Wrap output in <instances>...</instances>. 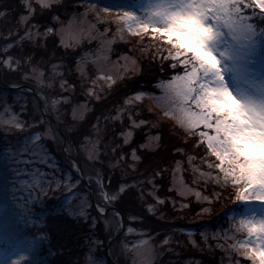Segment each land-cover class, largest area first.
Returning <instances> with one entry per match:
<instances>
[{"label":"trees","instance_id":"trees-1","mask_svg":"<svg viewBox=\"0 0 264 264\" xmlns=\"http://www.w3.org/2000/svg\"><path fill=\"white\" fill-rule=\"evenodd\" d=\"M89 1L73 0L69 8L52 13L57 17L53 21L47 15L50 9H42L36 0H31L35 19L30 18V22L47 24L59 32L55 36V48L49 51L47 63L42 68L49 73L51 65L55 64V72L64 73L63 78L67 80V85L72 86V90L63 95L70 96L72 102L59 104L53 111L51 99L59 95V77L53 88L47 87L50 81L45 79L37 93L32 91L27 95L29 113L34 105L41 109V95L49 98V111L44 118L62 140L64 137L67 139L70 155L63 151V145H58L45 135L39 140L34 139L37 131L45 132V127L29 129L27 132L12 127L18 121L27 127L33 122V117L29 113L21 115L18 105L11 106L12 99L19 94L17 88L8 89L0 84V98L9 101L8 105L0 106V206L4 209L0 215V257L6 256L20 239L33 237L42 240L38 255L43 258V264H114L107 255L106 247L108 241L116 236L109 251L117 264H133L132 251L128 261L116 254V244L124 239L131 247L142 240L154 246L156 259L153 264H230L231 254L225 251L230 246L227 234L239 225L241 216L251 206L236 201L235 189L230 183L224 184L222 173L215 167L219 161L208 151L205 139L199 135L202 131L211 130L200 126L189 134L171 119L161 118L160 112L147 105V101H129L137 93L158 94L161 85L183 74L179 58L173 61L168 51L170 45L150 34L141 38L132 37L116 44L115 55L125 53L134 56L139 71L115 80L111 85L102 82L98 79L97 68L85 58L86 52L98 45L97 41L64 46L60 37L61 27L75 14L86 9ZM2 2L16 11L6 18L0 17V53L5 58L9 55L16 58L19 56L17 48L4 53L3 47L6 43H15L18 35L23 34L26 25L19 23V17L28 15V12L21 0ZM245 13L251 15L248 10ZM251 20L256 30L260 31V44L264 52V19L253 16ZM9 30L18 32V35L8 37ZM51 40L52 37H49ZM165 56H168L167 60L163 59ZM39 59L37 56L36 60ZM172 63H177L178 71L171 69ZM162 66L164 71L160 70ZM78 68L83 71V76ZM26 71L27 67L17 72L14 66L12 72L5 70L1 74L8 85H27L37 89L34 82L21 79ZM82 102H86L89 109L84 117H76L73 109L77 110ZM41 103L43 109V100ZM52 118L59 123L60 129L52 122ZM98 120L101 128L99 136L92 129ZM131 120L138 123V127H133ZM141 121L144 123L141 124ZM69 128L71 131H68ZM129 128L133 132L129 144H124V136L120 133ZM150 136H157V145L154 147L146 145ZM85 137L99 139L100 152L108 153V157L101 156L105 161L102 169L104 182L107 184L109 175L112 177V183L106 188L108 192L121 182L132 184L166 169L162 180L157 178L159 188L155 190V198L147 194L153 191L151 184H138L134 191L144 193L143 201L135 199L129 202L127 197L118 199L105 205L107 211L100 216L96 206L98 203L103 204V201L99 198L95 181L92 182L93 199L88 182L69 165V159L79 161L86 177V172L92 171L81 155L82 146L87 140ZM117 145L122 147L112 153L111 149ZM133 149H136L139 157L135 161ZM121 153L124 159L119 166L108 169L109 157L115 163ZM21 159L29 162L21 164ZM52 162L57 165L54 176L48 167ZM129 165H134L135 170ZM95 166L100 167L99 164ZM204 171L213 175L208 177ZM178 173L207 199H198L196 193L187 196L179 193L174 182ZM92 174L95 176V173ZM216 177L221 178L220 183L216 182ZM49 181H53L50 189ZM158 200L164 203L159 204ZM148 205L153 206L152 212L147 210ZM113 208L117 209L115 212L119 213L118 216L114 215ZM120 214L125 219L121 227ZM93 217H96L95 227L92 226ZM118 226L120 228L116 233ZM165 239L169 240L167 245L163 244ZM236 259L248 264L243 257L237 256Z\"/></svg>","mask_w":264,"mask_h":264},{"label":"snow or ice","instance_id":"snow-or-ice-1","mask_svg":"<svg viewBox=\"0 0 264 264\" xmlns=\"http://www.w3.org/2000/svg\"><path fill=\"white\" fill-rule=\"evenodd\" d=\"M36 2L42 9L51 10L47 15L51 16L53 21L57 20V17L52 13L67 9L73 4V0H36ZM21 3L28 12V15L19 17V23L26 25L24 32L18 35V32L9 30L8 37L18 35V39L15 43H6L3 47L4 53L17 48L19 56L13 58L9 55L7 58H0V72L5 70L12 72L14 66L19 72L27 67L21 79L37 85V89L14 85L19 94L12 99L11 106L18 105L21 115L29 113L28 93L37 91L40 86L44 85L45 79L50 81L47 87L53 88L59 77V95L51 99V107L55 111L59 104H71L72 102L70 96L63 95L72 90V86L67 85V80L63 78L64 73L55 72V64L51 65L52 70L49 73L42 68L47 63L46 58L49 51L55 48V36L59 32L54 31V28L47 24L31 23L30 18L35 19L31 0H21ZM0 8H6V10H0V17L5 18L16 11L4 5L2 0H0ZM246 10L250 11L252 16L264 19V0H151L150 10L146 17L125 12L119 19L123 20L128 27L132 24L139 25L145 32L148 31L149 25H152L151 32L154 38L161 39L166 45H170L168 51L171 59L176 61L179 58V65L183 66L185 75L173 77V80L179 79L184 82V85L183 87H172L171 91L181 99H193L199 109L198 112L181 109V123L189 134L193 133L197 124H202L205 129L212 131L211 135L207 131H202L199 135L205 138L208 151L219 161L215 167L222 173L224 184L230 183L235 189L236 201L251 206L249 209L251 215L241 219L235 229L237 233L246 232V238L239 241L238 245L233 244L225 249L231 254L230 264H239L237 256L246 257L252 261V264H264V96L241 94L238 98L234 95L224 82L221 67L224 52L214 46L222 38H227L225 27L235 44L242 46L250 40L255 25L249 22L251 17L245 15ZM49 37H52L51 41ZM37 56L40 57L39 60H36ZM237 56L238 53L233 56L234 63ZM163 59L167 60L168 56ZM171 69L178 71L177 63H172ZM77 70L81 71L83 76V71L79 68ZM160 70L164 71V66ZM193 93H195L194 96ZM89 94H91L90 90ZM40 99L44 102L43 109L34 105L29 113L33 117V122L25 127L23 122L18 121L12 127L25 132L29 129L36 130L39 127H45V132L37 131L34 139L39 140L42 135H47L58 145H63L64 140L44 118L49 111V98L41 95ZM8 104L7 99L0 98V106ZM57 119L59 120V117ZM114 119H119V117ZM143 123L144 121H141V124ZM133 127L138 126L133 123ZM92 129L97 136L100 135L99 120L92 126ZM68 131L71 129L69 128ZM120 135L124 136V144H129L132 133L130 131L121 132ZM99 146L100 140L97 139L92 145L88 161L92 165L99 164L100 167L95 169V176L89 175L86 179L88 186L92 185L93 180L95 181V188L99 198L103 201V204L98 203L96 206V211L100 216H103L106 211L105 205L118 199L122 200L127 197L129 202L135 199L143 201L144 193L141 191L138 194L134 191L138 184H151L153 191L147 194L155 198V190L159 188L157 178L162 180L166 169L157 171L146 179L136 180L132 184L121 182L117 188L108 192L106 188L112 183V177L109 175L108 183L104 182L102 169L105 161L101 158L102 155L108 157V153L102 154ZM121 147L117 145L112 148V153H116ZM141 147L144 146L141 145ZM63 151L70 155L68 147H64ZM132 157L134 161L139 159L136 149H133ZM123 159V153L115 163H112V157H109L108 169H115ZM28 162V160H20L21 164ZM43 162L47 163V160ZM69 165L81 176L84 175L83 169L76 160L69 159ZM48 167L52 169L54 176L57 170L55 162L49 163ZM129 167L135 170L134 165H129ZM211 167L212 165L209 164V168ZM220 180V177L216 178L217 183H220ZM52 182L49 181V189ZM79 183L80 181L77 180V184ZM57 187H59L58 183ZM196 195L199 199L200 193ZM157 202L164 203L163 200ZM147 210L152 212L153 206L148 205ZM204 211L207 212L208 209ZM114 215L118 216L119 213L114 210ZM131 219L134 220L136 217ZM95 224L96 217H93L92 226L95 227ZM96 243L98 244L99 241ZM168 243V239L163 241L164 245ZM217 247L223 246L217 245Z\"/></svg>","mask_w":264,"mask_h":264},{"label":"rangeland","instance_id":"rangeland-1","mask_svg":"<svg viewBox=\"0 0 264 264\" xmlns=\"http://www.w3.org/2000/svg\"><path fill=\"white\" fill-rule=\"evenodd\" d=\"M150 4L151 0H90L86 9L81 11V13L75 14L67 24L61 27V42L64 46H79L85 42L97 41L98 45L94 50H88L85 54V58L88 59L87 61H91L97 68L99 72L98 79L111 85L115 80L123 79L127 75L139 71V64L134 56L125 53L115 55L117 52L116 44L132 37L141 38L145 34L153 36L151 32L152 25H149L148 31L145 32L141 26L136 24H132L131 27L126 26L125 22L119 19V17H122L125 12H130L140 17H146L150 10ZM115 5L120 6L116 7ZM105 8H107V10H105ZM245 15L250 16L251 19L253 18L250 14L245 13ZM251 19L249 20L250 23H252ZM224 31L227 38H222V40L218 41L214 46L224 52V56L221 58V67L223 69L226 86H228L238 98L241 94H248L256 97L264 96V65H262L264 64V52L260 44V31L258 32L254 26L250 40L242 46L235 44L231 40V34H228L227 27L224 28ZM235 53H238V56L234 63L233 56ZM184 75L185 73L175 77H182ZM183 85V81L179 79L174 81L172 79L160 86V92L158 94L137 93L132 96L129 101L133 103L142 102L143 100L147 101V105L160 112L161 118L171 119L178 127L186 131L184 125L181 123V109L191 112H198L199 109L193 102V99H181L171 91L172 87H183ZM193 87H195V85H193ZM27 88H29V86ZM34 93L37 92L34 91ZM194 95L195 93H193V96ZM39 102L42 109L41 100ZM88 109V104L82 102L78 109L74 110L73 115L76 117H84ZM51 120H54L55 123H53L59 128V123L54 118ZM133 123H135V125L138 124L131 120L130 124L133 125ZM200 126L203 125L197 124L195 128ZM129 131L131 133L133 132V130L129 128L125 133ZM208 133L209 135L212 134L211 131ZM45 136L48 137L47 135ZM96 140L97 139L89 137L82 146L81 155L92 169V171L89 170L90 172H86L87 176H94L92 173H95V169L98 168L88 161L92 145ZM157 141V136H150L146 145L148 147H154L157 145ZM64 144L68 147L67 139ZM77 162L81 165L79 161ZM204 172L208 177L213 175L210 172ZM84 177L86 178L85 174ZM174 182L178 192L182 195L187 196L191 193H200L194 190V186L187 183L182 175L179 176V173ZM89 189L94 199L92 185ZM199 199H205L201 193ZM3 212L4 209L0 206V215ZM250 215L251 212L249 210L246 214L241 216V219ZM121 226H123L122 221L120 223V227ZM120 227L118 226L115 229L116 233ZM233 228L232 233L227 234V236H229L228 242L230 245L232 243L238 245L239 241L245 239L247 234L246 232L237 233L235 231L236 226ZM223 238L225 239V237ZM229 239L231 241H229ZM41 243L42 240L39 238L24 237L20 239L10 252H7L8 254H6V256L2 255L0 257V264H43V258L38 255ZM116 245V254L121 257L123 256L127 261L130 258L131 251L133 252L131 256L133 264H153L156 259L154 246L145 240L136 243L133 247H131L125 239L122 240V242L119 241ZM243 259L247 260L248 264H252V261L248 260L246 257H243ZM239 264L246 263H241L239 261Z\"/></svg>","mask_w":264,"mask_h":264},{"label":"water","instance_id":"water-1","mask_svg":"<svg viewBox=\"0 0 264 264\" xmlns=\"http://www.w3.org/2000/svg\"><path fill=\"white\" fill-rule=\"evenodd\" d=\"M1 55H2V58H5V56H4L3 54H1ZM0 84L3 85V86H5V87L8 88V89H15V88H16V87L11 86V85H8L7 83L4 82V80H3V78H2V74H1V72H0ZM26 87H28V86L26 85ZM52 122L55 123L54 120H52ZM64 142L66 143V138H65V137H64ZM64 147H66V144H64ZM79 165H80V164H79ZM80 166H81V165H80ZM81 168H82V167H81ZM82 177L84 178V180H85L86 182H88V181L86 180V178L84 177V175H83ZM89 187L91 188V186H89ZM113 210L117 211L116 208H113ZM106 211H107V210H106ZM106 211H105V212H106ZM120 217H121L122 224L124 225L125 219H124L123 215L120 214ZM115 238H116V236H113V238H111V239L108 241V244H107L106 250H107V255H108L110 261H112L114 264H117V263L113 260L112 256L110 255V252H109L110 245H111V243L113 242V240H114Z\"/></svg>","mask_w":264,"mask_h":264}]
</instances>
